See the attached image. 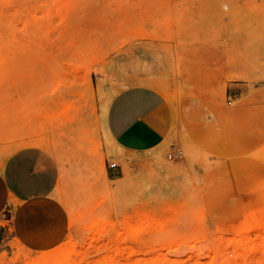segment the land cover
<instances>
[{
  "label": "rangeland",
  "instance_id": "rangeland-1",
  "mask_svg": "<svg viewBox=\"0 0 264 264\" xmlns=\"http://www.w3.org/2000/svg\"><path fill=\"white\" fill-rule=\"evenodd\" d=\"M137 85L172 123L133 152L105 110ZM22 101L71 216L49 264H264V0H0V102Z\"/></svg>",
  "mask_w": 264,
  "mask_h": 264
},
{
  "label": "crops",
  "instance_id": "crops-1",
  "mask_svg": "<svg viewBox=\"0 0 264 264\" xmlns=\"http://www.w3.org/2000/svg\"><path fill=\"white\" fill-rule=\"evenodd\" d=\"M38 103L0 102V246L10 234L36 254L52 252L66 240L71 216L55 196L56 157L50 138L30 124ZM106 119L107 133L126 150L158 148L169 136L172 116L165 94L147 85L119 92Z\"/></svg>",
  "mask_w": 264,
  "mask_h": 264
},
{
  "label": "bare ground",
  "instance_id": "bare-ground-1",
  "mask_svg": "<svg viewBox=\"0 0 264 264\" xmlns=\"http://www.w3.org/2000/svg\"><path fill=\"white\" fill-rule=\"evenodd\" d=\"M107 110H108V107L106 108L105 113H107ZM111 139L113 140L112 137H111ZM71 245H70V247L68 246L69 248H67L65 250L63 257H66L69 261L80 260L81 253L78 252V249H77L78 245L76 243L72 246ZM48 253H49V255H48ZM53 254L54 253L50 254V252H44V253H41V255L39 257L30 258L26 262L28 264H46V263L49 264L50 261L54 262L53 258H55L56 260L59 261L60 259H58V257L56 255L53 256ZM50 256L53 258H49ZM240 257H241V255H240ZM50 259H52V260H50ZM67 264H69V262Z\"/></svg>",
  "mask_w": 264,
  "mask_h": 264
},
{
  "label": "built area",
  "instance_id": "built-area-1",
  "mask_svg": "<svg viewBox=\"0 0 264 264\" xmlns=\"http://www.w3.org/2000/svg\"><path fill=\"white\" fill-rule=\"evenodd\" d=\"M111 167L114 168V167H117V165L116 164H113V165H111Z\"/></svg>",
  "mask_w": 264,
  "mask_h": 264
}]
</instances>
